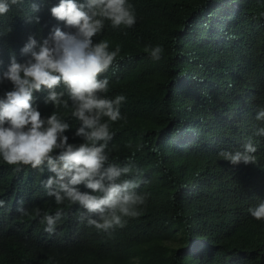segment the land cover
Returning <instances> with one entry per match:
<instances>
[{"label": "trees", "instance_id": "trees-1", "mask_svg": "<svg viewBox=\"0 0 264 264\" xmlns=\"http://www.w3.org/2000/svg\"><path fill=\"white\" fill-rule=\"evenodd\" d=\"M40 23L24 15L30 4L0 17V73L10 57L22 62L29 36L47 38L63 22L49 9L58 0H33ZM137 23L96 39L121 46L104 73L107 95L127 97L115 122L112 159L133 161L147 181L141 215L111 234L78 220V205L57 206L34 169L0 176V264H264V221L248 208L264 198V137L253 136L264 105V0H131ZM160 44L153 61L145 49ZM8 82L0 91L9 89ZM42 116L53 111L36 93ZM63 111V110H61ZM72 124H77L71 120ZM248 137L258 143L255 165L233 166L220 150H235ZM71 142V141H70ZM110 145V146H111ZM28 210L22 215L15 204ZM65 215L55 233L44 231L36 208Z\"/></svg>", "mask_w": 264, "mask_h": 264}, {"label": "clouds", "instance_id": "clouds-1", "mask_svg": "<svg viewBox=\"0 0 264 264\" xmlns=\"http://www.w3.org/2000/svg\"><path fill=\"white\" fill-rule=\"evenodd\" d=\"M26 2L30 10L24 19L39 24L40 17L33 14L40 5L33 0H0V17ZM49 12L63 25L54 26L42 40L29 36L20 49L26 59L20 62L12 55L0 73V84L11 85L0 91V176L23 172L31 181L40 176L34 169L47 171L41 183L57 206L78 205L81 223L111 234L124 228L127 218L141 215L148 194L140 191L147 181L133 161L121 165L111 158L112 125L124 119L121 107L127 97L107 95L110 81L103 74L116 63L121 46L112 49L108 40L96 38L106 22L113 29L134 27L137 13L131 0H58ZM145 51L159 61L165 49L157 44ZM40 92L46 93L43 104L53 107L49 115L42 116L36 95ZM255 119L261 126L253 136L264 137V105L257 106ZM257 151L258 143L248 137L240 148L222 149L218 156L233 166L255 165ZM4 204L0 199V208ZM19 206L14 210L27 215L28 210ZM248 212L264 221V198ZM34 214L49 234L65 215L60 207L54 214L36 208ZM133 264H139L138 257Z\"/></svg>", "mask_w": 264, "mask_h": 264}]
</instances>
